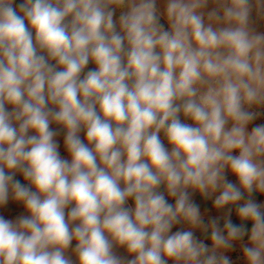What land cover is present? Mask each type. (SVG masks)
<instances>
[{
	"label": "clouds",
	"instance_id": "clouds-1",
	"mask_svg": "<svg viewBox=\"0 0 264 264\" xmlns=\"http://www.w3.org/2000/svg\"><path fill=\"white\" fill-rule=\"evenodd\" d=\"M260 24L264 0H0V207L24 210L0 264H264Z\"/></svg>",
	"mask_w": 264,
	"mask_h": 264
},
{
	"label": "rangeland",
	"instance_id": "rangeland-1",
	"mask_svg": "<svg viewBox=\"0 0 264 264\" xmlns=\"http://www.w3.org/2000/svg\"><path fill=\"white\" fill-rule=\"evenodd\" d=\"M20 2H21V0H15V3L16 4H19ZM118 16H119V11H117V13H116V17L117 18H118ZM258 30L259 31H264V24H260L258 26ZM88 67L89 68H94L95 65L90 63ZM9 109H10V106H9ZM255 124H264V115H262L259 119H257L254 122V124L250 126V128L252 126H254ZM52 127L53 128H58L59 126L53 124ZM81 136L83 138L84 135H81ZM56 139L58 140L59 145H60L59 151H60L61 156L63 158H65V159H70L67 151L64 148V144H63V134L57 136ZM165 144H167V142H165ZM19 176H22V175H16V177H19ZM229 179H231V180H233L235 182V177L231 176L230 174H229ZM260 195H261V198L259 200H257L256 202L257 203H264V194H260ZM198 198H200L198 194L194 196L195 201ZM199 204L201 205V210L202 211H204V209H208L209 210L208 211V214L209 215H218L219 214V213H216V212L212 211L211 204L210 203L204 202V201H199ZM129 205H132V201L131 200L129 201ZM23 211H24L23 210V206L17 204L16 202H14L12 200H10L9 203L6 206L0 207V215L5 216V218H7V219H15L16 216H18L19 214H21ZM232 219L236 223L239 222L238 218L235 216V211L234 210H233ZM177 227H180V226H177ZM174 230H176V229H174ZM197 234H199V231H197L196 235ZM227 254L230 255V258L233 260L234 264H239L240 255H239V252L238 251L236 253H227Z\"/></svg>",
	"mask_w": 264,
	"mask_h": 264
},
{
	"label": "trees",
	"instance_id": "trees-1",
	"mask_svg": "<svg viewBox=\"0 0 264 264\" xmlns=\"http://www.w3.org/2000/svg\"><path fill=\"white\" fill-rule=\"evenodd\" d=\"M16 179L20 180V182L23 183V184H27V181L24 180L23 176L16 177ZM253 198H254L255 201H257V200H259V199L261 198V195H260L259 193H254V194H253ZM199 201H203V200H202L201 198H198V199L196 200V202L199 203ZM221 223H222V222H221ZM237 223H240V221L237 222ZM247 227H248V229L250 230V228H251V224L248 223V224H247ZM197 236L200 237V238H203V237L201 236L200 233L197 234ZM245 239H247V237H245ZM205 242L207 243L208 241H205Z\"/></svg>",
	"mask_w": 264,
	"mask_h": 264
},
{
	"label": "crops",
	"instance_id": "crops-1",
	"mask_svg": "<svg viewBox=\"0 0 264 264\" xmlns=\"http://www.w3.org/2000/svg\"><path fill=\"white\" fill-rule=\"evenodd\" d=\"M81 135H84V133H81ZM17 175H21V174L17 173ZM117 251L120 254H124V250L123 249H118Z\"/></svg>",
	"mask_w": 264,
	"mask_h": 264
},
{
	"label": "built area",
	"instance_id": "built-area-1",
	"mask_svg": "<svg viewBox=\"0 0 264 264\" xmlns=\"http://www.w3.org/2000/svg\"><path fill=\"white\" fill-rule=\"evenodd\" d=\"M162 138H163V136H162ZM165 142H167V141L165 140Z\"/></svg>",
	"mask_w": 264,
	"mask_h": 264
}]
</instances>
